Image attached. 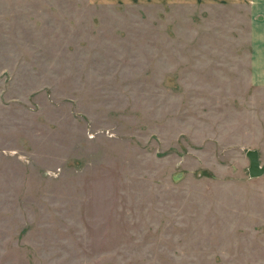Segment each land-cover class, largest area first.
<instances>
[{"label": "rangeland", "instance_id": "1", "mask_svg": "<svg viewBox=\"0 0 264 264\" xmlns=\"http://www.w3.org/2000/svg\"><path fill=\"white\" fill-rule=\"evenodd\" d=\"M264 0H0V264H264Z\"/></svg>", "mask_w": 264, "mask_h": 264}, {"label": "water", "instance_id": "2", "mask_svg": "<svg viewBox=\"0 0 264 264\" xmlns=\"http://www.w3.org/2000/svg\"><path fill=\"white\" fill-rule=\"evenodd\" d=\"M247 155L250 160V164L248 167L249 175L251 177L260 176L264 173V164L262 166L259 165V161L257 158L256 150H248Z\"/></svg>", "mask_w": 264, "mask_h": 264}]
</instances>
